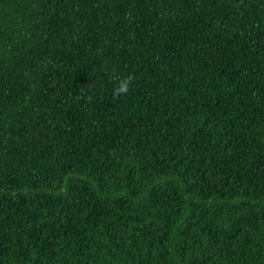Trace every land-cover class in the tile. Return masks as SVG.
<instances>
[{"label": "trees", "instance_id": "1", "mask_svg": "<svg viewBox=\"0 0 264 264\" xmlns=\"http://www.w3.org/2000/svg\"><path fill=\"white\" fill-rule=\"evenodd\" d=\"M0 264H264V0H0Z\"/></svg>", "mask_w": 264, "mask_h": 264}, {"label": "clouds", "instance_id": "2", "mask_svg": "<svg viewBox=\"0 0 264 264\" xmlns=\"http://www.w3.org/2000/svg\"><path fill=\"white\" fill-rule=\"evenodd\" d=\"M130 78H121L118 82V86L115 89L116 94H124L129 91Z\"/></svg>", "mask_w": 264, "mask_h": 264}]
</instances>
